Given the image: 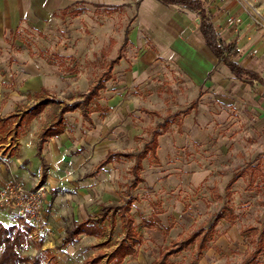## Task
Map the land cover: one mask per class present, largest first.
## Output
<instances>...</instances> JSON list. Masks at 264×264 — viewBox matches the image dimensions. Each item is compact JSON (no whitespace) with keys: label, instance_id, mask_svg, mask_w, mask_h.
<instances>
[{"label":"rangeland","instance_id":"374dc122","mask_svg":"<svg viewBox=\"0 0 264 264\" xmlns=\"http://www.w3.org/2000/svg\"><path fill=\"white\" fill-rule=\"evenodd\" d=\"M152 1L147 0L141 5L143 23L147 25L150 24L147 16L152 11ZM235 1L245 9L252 25L264 30V0ZM82 7L83 10L87 8L85 9L87 13L80 17L67 14L68 17L61 18L62 21L47 22L42 31L26 25L27 28L22 26L25 31H15L14 35H10V40L15 41L16 44H23V49H26L25 46L28 45L37 56L44 53L46 61L52 60L60 63L56 53V47L60 45L64 47V52H67L69 48L74 49L75 56L60 64L62 66L60 71L65 76L75 74L72 76L75 78L74 83L68 82L67 86L60 84V92L54 91L57 98L64 102H70V99H73L71 101L79 99V95L85 92L97 75L104 70L109 59L115 57V51L110 52V47L113 50L116 48L114 45L116 39L121 31L123 32L129 19L136 13L134 3H131L130 7L122 10L121 13L115 14H107L103 9L95 8L90 4H85ZM254 19L258 21L257 24L253 23ZM110 37L115 41L112 39L109 42ZM59 50L63 52L61 48ZM2 52L3 50L0 48V54ZM123 52L127 56V63L113 69L114 78L106 83V89L101 91L98 102L102 106L103 112H106L104 108L112 93L114 94V91L126 86L125 97L129 100V108L134 109L128 114V117L135 118L141 104V99L138 98L140 90L130 82L129 74L130 65L134 62L138 52L130 50L129 46H126ZM7 69L8 66L0 67L3 74ZM170 72L172 73L170 77L165 69L156 72L152 81L143 84V92L149 95L150 90L155 91L156 89L159 93V100L156 99L158 103L165 98V95H170L165 108H162L161 105L158 106L161 117H165L168 113H170V117H173V122L170 124V140H174L177 144L181 156L183 153L189 156L192 168L208 162L214 167L215 172L198 188L181 190L178 197H181L184 210L178 216V220H174L170 215L167 216V210H163L161 207V196H158L154 187L139 185L133 189L131 192L138 197V200L132 204L131 213L134 217L140 245L137 254L125 259L123 264H153L161 249L187 237L200 227L206 228L212 222L215 214L224 211L222 210L223 206L229 208L232 213L225 212L223 219L218 221L216 233L202 255L196 258L194 245L170 256L168 264H241L246 252L255 248L254 242L258 240V236L252 235L251 232L243 234L242 231L249 226L257 227L260 230L264 228V179L259 176L256 179V185L246 188L248 179L246 174L243 179H238L232 185L230 196L227 195L226 185L231 176L237 170L242 169L245 164L254 165L259 161V166H264L261 164L264 162V152H262L264 146H261L264 138L261 137L262 133L260 134L256 130L253 134L241 129L231 130L230 112L226 120L218 119L216 121L213 115H219L220 112H216L214 105L212 108L215 111L211 110L213 115L204 117L191 112L185 117H176L175 112L190 104L197 90L184 84L182 72L178 68H174ZM11 74L12 79V71ZM169 79L170 81H168ZM1 85L5 89L12 87L9 82H1ZM144 101L146 102L145 99ZM32 102L24 98L20 101V108L27 107ZM14 110L15 106L8 102V93L3 91L0 96V115H7ZM56 110V105H50L43 111L37 127H40L48 119L51 120ZM78 117L79 113L67 115V122L71 124L72 128H74L75 121H78ZM100 118L101 116L98 115V119ZM205 118L208 120L204 125ZM132 121L138 125L134 119ZM158 121L160 119L153 117L152 125ZM213 123L216 124V127H213ZM137 125H135L136 129H138ZM218 126L219 128H217ZM26 129L27 127L24 128V130ZM32 130L31 135L34 136L36 129L32 128ZM122 132L124 143L120 148L121 152H137L148 138L146 130L142 132L138 130L140 133L134 138L130 128H125ZM71 134L69 143L65 145L60 142L59 151H51L46 155V165L42 168L34 170L32 167L27 168L26 162L20 164L21 172L24 169L27 170L24 179L11 175L10 171L14 170L12 162L6 154L7 150H4L3 155V147H0L1 174L5 170L9 175L5 185L2 186V189L0 188V210L11 211L9 220L13 222L12 224L25 222L21 216L17 215L14 209L15 205L11 200L2 201L3 193L8 195L9 192L6 190L14 183L20 184L22 188L31 192L41 189L44 201L47 202L44 203L43 212L39 217L32 218L30 223L26 222L33 227V230L27 236L28 245L20 251L21 255L31 257L42 253V264H49L50 259L46 258V252L54 256L58 264H86L85 261L94 257L99 250L95 247L97 244L107 241V245L102 249L109 251L122 237L120 222L117 219L112 229L108 227L107 222H104L106 230L100 238L80 235L72 244L66 247L60 246L65 231L74 222L97 215L102 204L120 202L122 193L129 182V168L133 163V159H121L119 162L106 166L95 178L88 179L84 174L92 169V159L95 161L96 155L88 158L81 157L83 149L79 151L75 144V140L78 138L73 132ZM83 134V130L81 134H78L79 140ZM252 144L254 146H251ZM79 146L83 148L82 144ZM144 163L146 166L147 164H156L151 157L145 159ZM164 212V216L167 218L163 217L164 225L161 223L160 225L164 229L169 227L167 232L157 228H147V222H152L154 217L158 218L157 214ZM53 217L57 218V225L51 229L48 225ZM147 229L161 232L164 236L163 241L155 243ZM253 264H264V249Z\"/></svg>","mask_w":264,"mask_h":264},{"label":"crops","instance_id":"0c3cea01","mask_svg":"<svg viewBox=\"0 0 264 264\" xmlns=\"http://www.w3.org/2000/svg\"><path fill=\"white\" fill-rule=\"evenodd\" d=\"M79 1L90 5L91 3L120 5L125 3L135 4L138 0H0V48L3 50L0 54V67L8 66L5 74L0 71V96L5 91L8 93V102L15 106V110L9 114L31 107L35 103L33 95L39 93L42 89H46L57 98V94L54 91L60 92V84L67 86L68 82L74 83L75 80L72 77L75 74L65 76L60 71L62 67L60 64L67 59L71 60V57L75 56L74 49L69 48L67 52H64V47L56 44L59 46L56 47V53L60 59V63L52 60L46 61L44 53L42 55L40 53L37 56L30 50L28 45H24L26 49H23V44H16L15 41L10 40V35H14L15 31H25L22 26L25 28L27 26L35 27L39 31H42L43 27H46L47 22L52 20L62 21L61 18L68 17L64 16L62 11L70 4ZM145 1L147 0L140 2L136 13L133 15L135 18L130 25L128 43L123 48L125 50L126 46H129L130 50L138 52L136 58L133 60L134 62L130 65L129 74L130 82L134 83L140 90L138 98L141 99V104L136 117H128V114L134 109L129 108V100L125 97L126 86H122L114 91V94L112 93L104 108L106 112H103V108L100 105L101 111L90 114L92 124L85 121L78 110L66 113L64 115L62 133L48 138L43 144L41 150L43 162L36 155L38 134L43 127L52 121L56 112L51 120L48 119L40 127H37V124L41 118V114L50 105L28 124L17 126L14 120H12L7 131L0 134V147H3V155L5 153L4 150H7L6 154L12 162V168L14 169L10 171L11 175H15L20 179L26 178L25 174H27V170L24 169L21 172L19 169L20 164L25 162L27 168L32 167L34 170L45 166L46 155L51 151H59L60 142L65 145L69 143V136L73 132L75 137L78 138V140H75L76 147L79 151L83 149L81 157L88 158L89 156L93 155L94 157L96 155L97 159L95 161L92 159V169L84 174L88 179L95 178L106 166L116 163L112 162L105 165L93 177L87 176V174L94 170L97 163L104 158L108 151H120L124 143L122 131L125 128H130L133 131L132 137L134 138L135 135L145 131L153 124L152 118L154 116L145 114L141 109L156 111L159 114L160 107L158 106L161 105L162 108L166 107V101L170 95H165V98L158 103L156 99L159 100V93L156 89L155 91L150 90L148 92L149 95L143 92V84L152 81L153 75L162 69H165L170 77V74H172L170 70L178 68L182 72L184 84L196 88L197 92L193 101L197 99L198 105L196 110L191 111L194 115H202L204 117L206 115H213L211 110L215 111L212 108L214 105L216 112H220L219 115H213L216 121L218 119L226 120L230 112L231 130L238 131L241 129L250 131L252 134L256 130L260 134L262 133L261 137L264 138V94H262L264 93V86L260 85L257 81L249 84L237 79L225 65L217 61L206 46L204 38L199 31L200 17L197 12L178 5H163L158 0H153L151 2L152 11L147 16L150 24L147 25L143 23L144 20L141 15V5ZM198 1L201 4V8L209 16L219 38L227 43L235 42L239 52L236 61L244 68L256 72L260 78L264 79V30H260L252 25V21L245 9L235 0ZM85 9L87 8H84L80 14L73 16L80 17L84 15L87 13ZM113 13H121V11ZM124 28L123 32L121 31V34L116 39L114 44L116 48L113 50L110 47V52L115 51V57L123 43ZM112 39L110 37L109 42ZM113 40L115 41V39ZM123 63H127V56H125L124 52H122V58L114 68L121 67ZM11 71L13 72L12 79ZM112 74L114 78L113 71ZM1 82H9L12 84V87L5 89L2 87ZM256 84L259 85L256 86ZM24 98L33 102L27 107L20 108V101ZM71 100L73 99H70V102ZM56 106L58 109V105ZM168 108L170 109V107ZM77 113H79L78 121H75L74 128H72L71 124L67 122V115ZM9 114L0 115V117H6ZM98 115L101 116L100 119H98ZM132 119L138 122V125L133 123ZM207 120L205 118L204 125ZM135 125L138 126V129L135 128ZM215 125L213 123V127ZM221 125L222 123L219 126L221 127ZM25 127H27L26 130H24ZM32 128L36 129L34 136L31 135ZM82 130L84 134L79 140L78 134H81ZM24 132L25 134H23ZM157 140L156 155L158 161H155L156 164L154 165L147 164V166L144 163L145 159L142 161L140 175L143 182L139 185L142 187H154L158 196H161V207L163 210H167V216L170 215L174 220H178V216L184 210V205L181 202L182 200H180L181 197H178L181 190L198 188L213 176L215 170L208 162L192 168L189 156L186 153H183L181 156L177 144L174 140H170V126ZM70 144L73 146L72 143ZM81 144L83 148L79 146ZM15 145L16 148H14ZM251 146H254V144ZM261 146H264V142H262ZM170 162L172 163L170 164ZM255 163L260 162L257 161ZM261 164L264 165V162H261ZM260 168L264 172V166H260ZM3 171L4 173L1 174L0 170L1 189L9 177L5 170ZM135 197L137 201L138 197ZM9 214H12L10 210H0V222L5 226L12 225L13 223L9 220ZM164 214L165 212L156 215L163 225V217L167 218ZM54 217L50 219L48 225L51 229L57 225V218ZM85 219L82 218L80 221ZM147 230L150 232V236L155 243L163 241L164 236L161 232L155 229Z\"/></svg>","mask_w":264,"mask_h":264},{"label":"trees","instance_id":"16d2710c","mask_svg":"<svg viewBox=\"0 0 264 264\" xmlns=\"http://www.w3.org/2000/svg\"><path fill=\"white\" fill-rule=\"evenodd\" d=\"M135 2V9L138 8L140 2ZM163 5H178L187 8L191 11L197 12L200 17L199 31L202 34L205 44L217 59L219 63L225 65L229 71L237 79L252 84L254 81L264 85V79L260 78L259 74L248 70L241 66L236 59L239 56L235 42L222 41L213 28L209 16L201 8L198 0H158ZM85 2H74L67 6L62 14L78 15L83 11ZM131 4L125 3L120 5H104L91 3V6L100 8L107 13L122 11ZM135 16H132L124 28L123 43L118 49L117 56L109 60L105 64L104 70L99 73L94 82L88 86L87 90L79 95V99L64 102L53 96L46 89H42L39 93H35V103L25 109L17 110L16 113L9 114L6 117H0V134L7 131L10 127L12 120L17 126L28 124L30 121L39 115L48 105H58L56 114L52 121L41 129L38 134V141L36 143V155L43 162L41 157V150L45 141L53 136L59 135L63 131L64 115L66 113L78 110L82 118L88 123L92 124L90 114L93 112L101 111V106L98 102L101 91L105 90L106 83L113 78V68L122 58V52L125 45L128 43V34L130 25ZM198 105L197 99L192 101L187 107L175 112L176 117H185L192 110H196ZM145 114L157 117L160 121L156 122L151 127L147 128V139L142 147L135 153L108 151L104 158L100 160L95 166L94 170L87 174L88 177L95 176L105 165L118 162L121 159H133V163L129 168L130 179L126 185L125 191L122 193L120 202L116 204H102L100 211L95 216H88L85 220L74 222L73 225L65 231V236L60 242L61 247H66L72 244L80 235L92 236L100 238L103 236L106 226L104 222L108 223L110 229L118 219L120 222L121 239L109 251H104L102 248L107 245V241L97 244L95 247L99 248L94 257L87 259L86 264H123L125 259L134 257L137 254V249L140 245L138 233L135 228L134 217L131 213L132 204L136 201V197L132 195L131 191L135 189L143 179L140 175L142 169V161L151 157L154 161H158L156 150L158 147V137L166 132L167 128L173 122V117L170 114L161 117L156 111L141 109ZM8 133V132H7ZM248 175L246 188H251L255 185L256 179L260 176L264 179V172H262L259 163L246 164L240 170H237L230 178L226 185L227 195H231L232 185L240 178ZM223 212L215 214L212 222L206 227H200L187 237L182 238L168 247L161 249L158 258L153 264H168L170 256L180 253L192 246L196 247V258H199L206 250L207 244L214 237L216 233V226L220 219H223L225 212L231 214L232 211L226 206L222 207ZM226 210V211H225ZM147 228H157L167 232L168 228H162L158 218L154 217L152 222L146 223ZM33 227L24 221L5 226L0 222V264H42V253L33 257L21 255L20 251L24 250L28 245L27 236L32 232ZM251 232L252 235L258 236V240L254 242L255 248L248 250L241 264H253L257 259L262 249H264V228L261 230L254 226L245 228L242 233L246 234ZM46 258H49V264H58L50 253L46 252Z\"/></svg>","mask_w":264,"mask_h":264},{"label":"built area","instance_id":"2783aa9c","mask_svg":"<svg viewBox=\"0 0 264 264\" xmlns=\"http://www.w3.org/2000/svg\"><path fill=\"white\" fill-rule=\"evenodd\" d=\"M257 24V20H253ZM8 195L3 193L2 201H12L17 215L21 216L25 222L30 223L32 218H37L44 209V196L40 190L35 192L27 191L20 184L14 183L6 190Z\"/></svg>","mask_w":264,"mask_h":264}]
</instances>
